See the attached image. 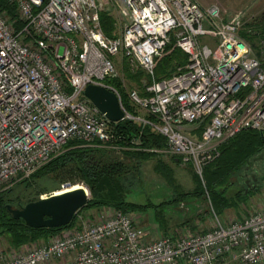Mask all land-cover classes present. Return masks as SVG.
Wrapping results in <instances>:
<instances>
[{"label": "built area", "instance_id": "2783aa9c", "mask_svg": "<svg viewBox=\"0 0 264 264\" xmlns=\"http://www.w3.org/2000/svg\"><path fill=\"white\" fill-rule=\"evenodd\" d=\"M18 28L0 12V190L59 154L70 140L103 147L110 121L83 95L89 84L113 92L124 118L165 138L155 155L174 157L202 180L219 146L243 130H264V36L239 35L246 8L225 15L196 0H8ZM116 12L120 33L108 36L101 12ZM206 38L205 41H200ZM173 41L185 62L157 78L155 59ZM142 72L125 92L114 63ZM143 110V114L139 112ZM118 148L116 146H113ZM212 227L181 226L151 236L139 212L112 207L83 217L59 236L6 249L0 264H217L237 254L243 264L264 262V207L222 225L209 207ZM169 233V234H168Z\"/></svg>", "mask_w": 264, "mask_h": 264}, {"label": "trees", "instance_id": "16d2710c", "mask_svg": "<svg viewBox=\"0 0 264 264\" xmlns=\"http://www.w3.org/2000/svg\"><path fill=\"white\" fill-rule=\"evenodd\" d=\"M0 12L6 14L15 22L16 28L20 22L17 18L15 5L8 0H0ZM100 26L104 34L111 36L113 29V18L107 12L99 14ZM239 35L247 42L253 43L254 40L264 36V12L258 20H251L244 23L239 30ZM183 58L180 61V58ZM181 58V59H182ZM178 60L179 63L185 62L184 53L175 45L173 41L169 42L160 56L155 59L154 73L157 78L167 76L175 69L171 68V61ZM129 73L128 68L126 67ZM170 70V71H169ZM169 71V72H168ZM140 72V71H139ZM138 71L134 74V78L140 82L142 72ZM168 72V73H167ZM130 74V73H129ZM141 74V75H140ZM139 75V76H138ZM113 84L119 86L117 80H113ZM139 92L142 94L141 84L138 85ZM122 103L128 111H133V108L128 104L125 93L121 88ZM113 130V138L109 141L119 149L121 159L117 161L106 162L101 159H96L88 154L86 148H77L76 146L84 147L79 140L68 141L59 154L52 157L44 165L37 168L28 177L20 179L6 189L0 190V236L5 235L9 238L10 244L14 247L19 246L29 240H46L60 230L69 227L74 223L73 216L69 224L55 228H31L27 226L21 219H15L6 209V205L12 207H20L27 202L39 199L41 192L36 190V183L41 178L47 175H53L59 181L65 182L67 175L77 172L78 180L87 186L89 190V198L85 206L81 208H100L103 206H113L121 211H136L141 212L140 208L144 205L130 202L126 199L125 191L121 183L117 181V175L126 170L127 164L124 159L137 161V163L146 160L150 157H155L153 152L148 151L150 148H163L165 146V138L160 134L152 131L148 126H141L132 120L124 118L117 122L110 121ZM83 145V146H82ZM94 149V148H93ZM262 149H264V130H243L237 133L231 139L223 142L219 146L218 157L208 165L203 167L202 178L205 183L201 187L200 180L195 177L194 191L187 194L176 192V187L173 183L171 172L162 161L156 162V170L163 176L167 184L176 193V200L180 201L187 197H201L205 191L210 199L212 208L216 214H219L225 207L237 208V205L247 199V192L237 190L232 195L233 199L227 196V187L223 184L228 181V177L245 168L247 163ZM92 150V149H91ZM96 153V152H95ZM173 160H177L172 157ZM75 180V179H74ZM69 181L70 184L76 181ZM78 182V181H77ZM79 186V185H77ZM18 194H14V190ZM50 195V194H49ZM235 195H243L245 198L241 201L236 199ZM21 201V202H20ZM162 204L174 203V200L168 199L161 202ZM160 204V205H162ZM154 206V204H151ZM155 207H158L155 204ZM166 232V230H164Z\"/></svg>", "mask_w": 264, "mask_h": 264}, {"label": "rangeland", "instance_id": "374dc122", "mask_svg": "<svg viewBox=\"0 0 264 264\" xmlns=\"http://www.w3.org/2000/svg\"><path fill=\"white\" fill-rule=\"evenodd\" d=\"M200 6L206 7L210 3H215L221 8L225 15H229L234 11L246 8V13L248 20H258L264 12V0H196ZM113 18V29L111 35H117L120 33V23L116 12L109 13ZM206 38H201L200 41H205ZM182 58V57H181ZM180 61L183 60V58ZM171 68L175 69L179 63L178 60L171 61ZM114 63L117 67L119 78L122 79L124 88L119 87L125 93L128 89L139 90L140 82L136 80L133 76L137 72H127L126 66L120 59V56H115ZM170 71V70H169ZM168 71V72H169ZM139 72V71H138ZM167 72V73H168ZM140 73V72H139ZM141 75V74H140ZM139 76V75H138ZM136 77V76H135ZM142 77V76H141ZM107 82L113 83V79L107 78ZM117 82H119L117 80ZM120 85V84H119ZM143 114V110H139ZM83 146V145H82ZM111 143H107L103 147L98 146H76L77 148H86L89 150L88 154H95L96 159H101L106 162L117 161L121 159V154H119V149L113 147ZM94 148V149H93ZM92 149V150H91ZM64 150V149H63ZM96 152V153H95ZM162 161L166 167L171 172L173 183L176 187V192L180 194H187L194 191L195 188V177L196 172L189 165H180L172 158L162 155H155V157H150L145 161L135 163L137 161H130L124 159V163L127 164L126 170L117 175V181L121 183L123 190L125 191L126 199L130 202L144 205L140 208V222L150 233L151 236H159L166 232H173L174 229L186 226L193 231L205 232L211 229L212 221L211 214L209 213V207H212L209 197L205 191L204 195L201 197H187L183 200H176L177 196L173 189L167 184L163 176L156 170V162ZM200 180L201 187L205 186L203 179L201 180L198 174H196ZM75 179V180H74ZM77 172L70 173L67 175V180L65 182L59 181V179L54 178L53 175H47L41 178L36 183V190L41 192V196L45 197L56 191H61L68 189L70 186H77L74 184L85 186L83 183L79 184ZM76 181L70 184L69 181ZM223 186L228 189L227 194L230 195L237 190H243L247 192V199L240 202L237 208L232 211V207H225L217 215V219L220 224L227 225L233 221L239 219L241 215L246 214L248 211H255L258 208L264 207V149L258 152L245 166V168L240 169L239 172L232 174L228 177ZM78 181V182H77ZM68 186V187H67ZM71 186V187H72ZM15 189L14 194H18ZM39 197V198H40ZM88 194V198H89ZM229 197V196H226ZM174 200L171 204H162L165 200ZM21 202V201H20ZM151 204H154L151 205ZM155 204L158 207H155ZM162 204V205H160ZM112 207L113 206H103L100 208H88L81 210L83 217L90 216L96 213L98 209ZM165 224V226H164ZM195 226L196 228H192ZM168 233V234H169ZM60 231L53 234L50 237L59 236ZM49 237V238H50ZM47 240V239H46ZM46 240H29L20 245H26L32 241L45 242ZM9 249L14 248V245L10 244V240L7 236H0V247ZM1 247V248H2ZM217 264H243L237 259V254L233 252L232 254H226L222 256ZM256 264H264L256 263Z\"/></svg>", "mask_w": 264, "mask_h": 264}, {"label": "water", "instance_id": "95a60500", "mask_svg": "<svg viewBox=\"0 0 264 264\" xmlns=\"http://www.w3.org/2000/svg\"><path fill=\"white\" fill-rule=\"evenodd\" d=\"M83 95L109 121L124 119L116 95L103 86L89 84L84 88ZM88 194L87 186L79 185L77 188L41 196L20 207L6 205V209L13 218L21 219L31 228L61 227L69 224L77 210L86 205Z\"/></svg>", "mask_w": 264, "mask_h": 264}, {"label": "crops", "instance_id": "0c3cea01", "mask_svg": "<svg viewBox=\"0 0 264 264\" xmlns=\"http://www.w3.org/2000/svg\"><path fill=\"white\" fill-rule=\"evenodd\" d=\"M262 150H263V149H262ZM172 160H173V159H172ZM144 161H145V160H144ZM228 189H229V188H228ZM228 189H227V191H228ZM236 192H237V191H235L234 193H232V194H230V195L227 194V196H229L228 198H230V199L232 200L233 197H234V196L232 197V195H234ZM235 196H236V199H239V200H241V201L245 198L243 195H235ZM239 204H240V203H239ZM239 204H238V205H239ZM238 205H237V207H238ZM234 209H235V208L232 207V211H234ZM225 225H226V224H225ZM164 226H165V224H164ZM192 228H196V227H195V226H192Z\"/></svg>", "mask_w": 264, "mask_h": 264}, {"label": "bare ground", "instance_id": "6f19581e", "mask_svg": "<svg viewBox=\"0 0 264 264\" xmlns=\"http://www.w3.org/2000/svg\"><path fill=\"white\" fill-rule=\"evenodd\" d=\"M178 163V162H177ZM68 187V186H67ZM77 187H79V186H72V187H69L70 189H72V188H77ZM65 190H67V189H65ZM61 191H63V190H61ZM60 191V192H61ZM226 256V255H225Z\"/></svg>", "mask_w": 264, "mask_h": 264}]
</instances>
